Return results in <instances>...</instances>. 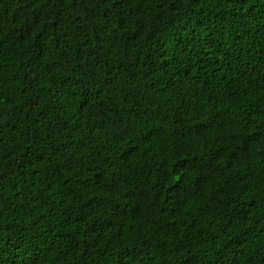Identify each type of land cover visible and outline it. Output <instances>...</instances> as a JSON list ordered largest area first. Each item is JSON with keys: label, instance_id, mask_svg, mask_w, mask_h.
<instances>
[{"label": "trees", "instance_id": "1", "mask_svg": "<svg viewBox=\"0 0 264 264\" xmlns=\"http://www.w3.org/2000/svg\"><path fill=\"white\" fill-rule=\"evenodd\" d=\"M0 264H264V0H0Z\"/></svg>", "mask_w": 264, "mask_h": 264}]
</instances>
